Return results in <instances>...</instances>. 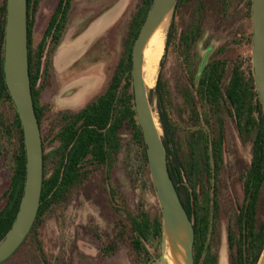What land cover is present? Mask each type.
<instances>
[{
  "label": "trees",
  "instance_id": "obj_1",
  "mask_svg": "<svg viewBox=\"0 0 264 264\" xmlns=\"http://www.w3.org/2000/svg\"><path fill=\"white\" fill-rule=\"evenodd\" d=\"M153 1L141 0L140 6L128 26L123 56L119 64L122 71L121 79L117 77L119 76L117 71L106 94L88 104L75 116L71 125L67 126L60 159L49 177H47L48 157H43L44 176L40 208L36 220L17 251L2 264L14 258L26 246V249L32 254L30 259L25 258L26 264H51L45 255L40 239L42 221L51 209L61 205L69 193L79 189L88 179L90 172L83 167L87 163L105 171L104 181L109 204L114 213L119 216L114 235L109 236L106 241H102L100 255L110 257L117 252L120 246L125 245L129 249L132 264H154L155 257L159 256L164 236L161 212L151 216L141 206L133 211L118 188L111 183L110 176L114 158L120 150L118 138L120 125L129 128L133 139L142 150L143 168L148 171L145 145L134 111L130 70L133 44ZM185 1L188 0H177V4L180 5ZM208 1L219 5L220 13L226 19L235 15L236 9L241 6V10L238 12L242 14L240 29H243L241 30L243 37L241 40H244L252 48V0ZM39 2L40 0H27V32L31 92L35 114L40 124L39 91L36 87L42 74V63L48 50H50V54H54L61 46L74 0H59L38 46L34 48L32 46L33 22L31 18L33 19ZM203 9L204 3L201 1L193 23L187 30L176 34L174 22L170 24L164 54L159 64L160 72L154 94L159 123L164 133L162 141L167 155V167L180 201L192 221L195 239L194 264H199L210 230L209 214L206 207V205L209 206V199L206 193L199 198L194 191L193 197L192 194L190 196L195 199L196 206L190 208L189 196L183 198L182 190L185 189L183 183L187 177L184 173L186 170L171 146L173 136V125L170 122L171 92L161 75L164 60L170 48H173L187 76L190 90L183 91L187 103L194 110L195 100L191 93L197 96L204 106L208 120L209 117L213 119L216 133L214 139H210L205 131L197 128L189 135L188 141L191 149L189 175L195 176L202 164L204 170L208 172H215L219 169L223 160L224 119L231 120L239 132H254L251 162L243 182L244 199L235 216L238 235L230 229L227 242L229 250L235 248L232 264H257L264 249V222L258 230L256 229L257 207L264 186V116L254 86L251 68L245 70L244 64L238 59L233 60L228 56L219 59L213 55L205 66L201 70L199 69L201 57L199 45L201 49H207L210 45V39L205 40ZM5 16L6 0H0V109L5 107L10 112L8 119L3 109L0 112V138L7 137L15 146L10 159V185L7 200L0 210V242L14 221L25 180L22 127L6 89L3 74ZM221 51H223L222 48ZM120 86L121 92H117V88ZM150 249L153 250L155 256L150 252ZM202 263L216 264V259L207 250L206 255L202 258Z\"/></svg>",
  "mask_w": 264,
  "mask_h": 264
},
{
  "label": "rangeland",
  "instance_id": "obj_2",
  "mask_svg": "<svg viewBox=\"0 0 264 264\" xmlns=\"http://www.w3.org/2000/svg\"><path fill=\"white\" fill-rule=\"evenodd\" d=\"M201 1L204 3L205 40L210 39V45L207 49H201L199 45L200 64L206 51L210 49L208 59L213 55L219 59L228 56L233 60L238 59L244 64L245 70L251 68L252 71L251 48L241 40L242 14L238 13L241 6L234 10L235 15L226 19L221 15L219 5L208 0H188L180 5L176 4L171 13L169 26L174 22L176 34L187 30L193 23ZM58 2L59 0H40L38 9L33 19L31 18L34 48L38 46ZM140 2L141 0H74L61 44L64 47L59 50L60 46L54 54H50L48 50L41 67L43 73L36 87L39 91V105L49 107L42 123L44 150L49 157L47 177L52 174L58 162L55 153L59 147L55 129L58 112L66 110L65 108L77 112L84 104L105 92L123 56L128 26ZM113 12L116 14L115 17L87 46L85 52L79 53L77 58L61 59L62 51L70 49L77 42L73 36L75 32L76 34L83 32L95 19L94 25ZM159 72L160 68L158 74ZM161 75L171 92L170 122L173 125L171 146L185 167L184 173L188 177L183 183L185 188L182 190L183 198L189 196L190 208L196 206L195 199H192L194 191L199 198L206 193L209 199V206L206 207L210 230L199 264H203L202 258L207 250L216 259V264H232L235 248L229 250L227 236L230 229L238 235L235 216L244 199L243 182L251 162L254 132H239L231 120L224 119L223 160L219 169L208 172L204 170L202 164L195 176H190L189 135L197 128H201L210 139H214L216 135L214 122L210 117L208 120L204 106L195 94L190 92L195 100L194 110L187 103L183 95L184 90H190L187 76L173 48H170L164 60ZM147 95L159 135L163 139L164 133L159 123L154 89L147 91ZM2 109L6 112V118H10L9 110L3 107L0 112ZM118 138L120 150L114 158L110 172L111 183L118 188L133 211L141 206L154 216L161 212L159 197L149 168L148 171L143 168L142 150L127 126L122 125L118 131ZM13 147L14 143L7 137L0 138V210L7 200ZM83 167L90 172L88 179L79 189L69 193L61 205L51 209L42 221L40 239L47 259L51 264H132L129 249L125 245L120 246L110 257L100 255L102 241L114 235L119 216L109 204L104 181L105 171L89 163ZM263 222L264 186L257 207V230ZM168 245L170 247V242L164 233L160 254L155 257L154 264H169L173 249L170 248L172 253L169 254ZM176 246L179 244L175 243V248ZM26 248L27 246L5 264H26L25 258L30 259L32 256ZM150 252L155 256L153 250L150 249Z\"/></svg>",
  "mask_w": 264,
  "mask_h": 264
},
{
  "label": "water",
  "instance_id": "obj_3",
  "mask_svg": "<svg viewBox=\"0 0 264 264\" xmlns=\"http://www.w3.org/2000/svg\"><path fill=\"white\" fill-rule=\"evenodd\" d=\"M177 0H154L146 14L131 52V86L136 122L140 127L148 168L153 179L161 209L164 233L170 231L185 251V264H194V230L184 209L167 167V155L157 131L150 101L141 75L143 44L167 11L173 12ZM115 12L94 25L61 59L77 58L87 46L110 24ZM251 60L253 82L264 116V0H252L251 5ZM27 0H6L4 27L3 74L5 86L20 120L25 150V180L18 209L0 242V264L7 261L29 234L40 208L43 184V147L39 123L35 114L28 60ZM210 49L206 51L200 70L205 66ZM183 231L185 241L179 232ZM264 253H261L259 261Z\"/></svg>",
  "mask_w": 264,
  "mask_h": 264
},
{
  "label": "bare ground",
  "instance_id": "obj_4",
  "mask_svg": "<svg viewBox=\"0 0 264 264\" xmlns=\"http://www.w3.org/2000/svg\"><path fill=\"white\" fill-rule=\"evenodd\" d=\"M170 18H171V11L165 12L162 19L153 28V30L146 38L141 50V57H142L141 75L146 92L153 90L156 85L158 68L164 54V48H165V42H166V36H167ZM153 122L157 131L159 132L154 117H153ZM166 235L168 241L170 242V247L168 245L169 254L171 252L170 248L172 247L173 249V253L171 252L172 254H170L169 257V264H185V259H184L185 251L183 246L176 241V239L174 238L175 236L170 231H167ZM179 237L181 241L183 242L185 241V236L183 231L179 232ZM175 243L179 244V246H176V248H175ZM175 250L177 254H175ZM259 264H264V253L262 254Z\"/></svg>",
  "mask_w": 264,
  "mask_h": 264
},
{
  "label": "flooded vegetation",
  "instance_id": "obj_5",
  "mask_svg": "<svg viewBox=\"0 0 264 264\" xmlns=\"http://www.w3.org/2000/svg\"><path fill=\"white\" fill-rule=\"evenodd\" d=\"M87 28V27H86ZM85 28V29H86ZM45 31V30H44ZM82 32V31H81ZM44 33V32H43ZM80 33H77L75 32V34L73 36H75L74 38H76ZM64 38V37H63ZM63 42V40H62ZM62 44V43H61ZM121 62V59L119 60L116 68H115V71H114V74L109 82V85L107 87V89L105 90V92L102 94V95H105L106 92L108 91V89L110 88V85H112V79L114 77V75L116 74V72L118 71L119 72V76L117 77H120L121 79V69L119 68V64ZM43 73V72H42ZM121 86L119 88H117V92H121ZM100 95V96H102ZM98 96V97H100ZM97 97V98H98ZM96 98V99H97ZM96 99H94L93 101H95ZM93 101L87 103V104H84V106L78 110L77 112H71L69 110H67V108H65L66 110H60V112H58V115H57V119H56V122H55V129H57V136H56V139L57 141L59 142V147L58 149L56 150V155H57V159L59 161L60 159V156H61V153H62V146L64 144L63 142V138H64V135H65V132L67 130V126H70L71 123L75 120V116L82 110L84 109L88 104L92 103ZM39 108H40V124H39V127H40V132H41V137H42V147H43V157L46 156L45 154V150H44V138H43V134H42V123H43V119L45 118L46 116V113L49 111V107L46 106V105H39ZM70 124V125H69ZM122 127V125H120V128ZM120 128L118 129V131L120 130ZM48 157V156H46ZM49 158V157H48ZM43 162H44V159H43ZM58 164V162H57ZM56 164V165H57ZM55 168V167H54ZM44 173V172H43ZM192 222V221H191Z\"/></svg>",
  "mask_w": 264,
  "mask_h": 264
},
{
  "label": "crops",
  "instance_id": "obj_6",
  "mask_svg": "<svg viewBox=\"0 0 264 264\" xmlns=\"http://www.w3.org/2000/svg\"><path fill=\"white\" fill-rule=\"evenodd\" d=\"M96 20V19H95ZM93 21V22H91L88 26H87V28L83 31V32H81L76 38H75V42L77 41H79L80 40V38H82L89 30H90V28H92V26L94 25V23L96 22V21ZM63 44V43H62ZM64 46H61L60 48H59V50H61L62 48H63ZM64 50V49H63Z\"/></svg>",
  "mask_w": 264,
  "mask_h": 264
}]
</instances>
